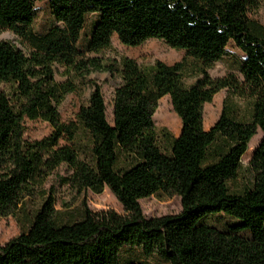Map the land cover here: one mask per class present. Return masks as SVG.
<instances>
[{
    "label": "trees",
    "instance_id": "16d2710c",
    "mask_svg": "<svg viewBox=\"0 0 264 264\" xmlns=\"http://www.w3.org/2000/svg\"><path fill=\"white\" fill-rule=\"evenodd\" d=\"M39 1L0 0V31L18 40H0V218L20 229L0 245V264H144L123 258L133 248L168 264H264V26L250 18L264 0H48L54 24L37 34ZM112 36L127 47L159 39L185 57L143 66L109 59L102 52ZM229 42L244 53L239 74L212 77ZM98 71L119 80L111 120L100 86L90 83L75 119L62 121L65 96ZM221 89L243 105L225 98L206 130L203 106ZM163 96L180 120L176 137L154 125ZM27 120L51 133L27 139ZM259 130L248 178L234 188ZM60 165L69 173L59 184L73 201L57 207L44 185ZM105 188L122 213L87 206L85 193ZM159 192L179 196L181 209L146 218L139 200ZM216 214L236 223L220 230L203 222Z\"/></svg>",
    "mask_w": 264,
    "mask_h": 264
},
{
    "label": "rangeland",
    "instance_id": "374dc122",
    "mask_svg": "<svg viewBox=\"0 0 264 264\" xmlns=\"http://www.w3.org/2000/svg\"><path fill=\"white\" fill-rule=\"evenodd\" d=\"M34 20L32 29L34 33L43 34L45 33L51 25H53V17L51 15V10L48 6V0H41L34 5ZM250 18L260 23L264 26V3L254 12L250 13ZM95 20V15L90 14L86 17L85 26L81 32V40L79 42V49L82 50L87 41V34L89 33ZM0 40H10L13 43H17L16 37L9 31H0ZM226 54L216 62L212 68L208 70L212 77H221L227 73L234 74L235 76L239 74V69L241 62L244 59V53L238 49L232 42H229L226 46ZM103 56L109 59L120 57H131L140 66L150 65L156 60L163 61L164 63L171 65L185 57V52L182 50H176L169 48L162 40H147L143 44L138 46H124L121 44L116 36H112L111 47L109 50L102 52ZM56 79L63 81L65 78L56 75ZM193 79L188 80L190 83ZM119 80L114 75L108 72L98 71L91 72L82 78L81 81L77 82V91L74 93H69L64 101L59 106V115L64 122H68L75 119V113L79 110L80 106L87 102V97L91 91V84L95 83L100 86L103 99L107 103V114L108 120H111L110 114V101L111 94L114 87L118 84ZM225 98H230V100L240 106L243 104L238 99L231 97L226 89H221L218 93L214 95L213 100L210 103H206L203 106V127L207 130L210 126L218 119L221 113L222 103ZM154 125L158 130L161 128H166L173 136L179 134L180 120L175 112L172 111L170 98L168 96H163L158 102V106L154 112L153 116ZM25 137L29 140H38L44 136L51 133L50 127L47 123L37 120V121H25ZM262 137V133L259 130L257 134L253 136L250 140L247 151L242 155V165L240 168V173L238 179L233 184L234 188L241 187L248 178V172L244 170L251 154L259 140ZM68 168L65 165H60L54 170V172L49 176L44 188L46 191L50 192L54 199H56V206L58 207L61 202H72L73 195L68 192L67 189L59 184V176H64L68 174ZM87 206L92 211L101 210H113L116 213H122L123 209L119 202L112 193L105 188L101 194H94L92 192H87L84 195ZM139 205L141 206L143 215L148 217H159L164 214H176L181 209L180 198L174 194H167L164 192H159L154 195L148 196L147 198L140 199ZM203 222L210 224L220 230H225L229 225L236 223V221L226 215L216 214L209 215L203 218ZM20 233L18 224L14 219L9 216L8 218H0V245H4L10 241V238L17 236ZM123 258L126 260H137L144 264H168L156 255H151L145 257L138 248H133L131 250L124 249Z\"/></svg>",
    "mask_w": 264,
    "mask_h": 264
}]
</instances>
